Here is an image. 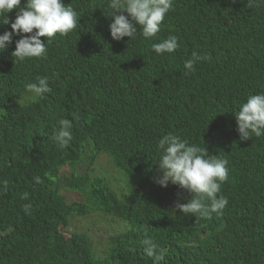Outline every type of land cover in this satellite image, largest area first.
Masks as SVG:
<instances>
[{
	"label": "trees",
	"instance_id": "16d2710c",
	"mask_svg": "<svg viewBox=\"0 0 264 264\" xmlns=\"http://www.w3.org/2000/svg\"><path fill=\"white\" fill-rule=\"evenodd\" d=\"M109 2L64 0L80 15L78 27L57 35L44 59L15 62L9 54L15 35L0 53V264H264V137L241 141L215 115L228 113L225 125L237 127L233 111L264 92V0H174L157 37L145 40L137 26L135 38L120 41L110 34ZM6 15L14 20L16 10ZM5 30L10 24L0 25V34ZM170 35L179 48L156 54L152 43ZM194 52L203 59L186 75L184 62ZM38 76L49 78L52 91L29 102L25 85ZM197 114L209 144L192 138ZM61 119L73 125L64 149L52 138ZM168 133L227 159L222 216L174 212L175 202H187L190 193L154 182L158 143ZM102 153L128 179L122 197L98 176L94 159ZM62 187H88L98 210L126 222L128 230L112 237L103 255L95 254L88 233L71 228V217L90 206L67 205ZM202 224L227 241L202 248L208 232ZM146 238L162 261L146 254Z\"/></svg>",
	"mask_w": 264,
	"mask_h": 264
},
{
	"label": "clouds",
	"instance_id": "9594fccd",
	"mask_svg": "<svg viewBox=\"0 0 264 264\" xmlns=\"http://www.w3.org/2000/svg\"><path fill=\"white\" fill-rule=\"evenodd\" d=\"M219 2L225 4L223 1ZM173 8L174 0H110L108 4L109 11L105 14L113 18L109 25L111 37L116 41L123 40L124 37L133 39L136 35L137 26H139L142 29L143 38L152 40L162 31L166 16ZM13 10H16L14 20L6 15L13 12ZM79 21L80 15L78 12L73 7L67 6L64 0H24L23 3L22 0H0V25L10 24L11 28V30H5L0 34V53L6 51L12 45L13 36L15 35L20 38L15 40V50L9 52V54L12 53L15 62L31 58L44 59L47 56L48 45L52 43L57 35L66 36L76 30ZM41 37H46V41L42 40ZM151 47L158 55L171 54L179 48L178 37L170 35L159 42L152 43ZM200 59L203 58L194 52L192 58L184 62L186 75L195 71V65ZM51 91L49 78L38 76L35 82L25 85L24 94L29 102H36ZM233 112L237 127L233 122L231 129L227 128L223 119V116L228 113L215 112L226 133L234 134L241 141H248L253 137H264V92L250 94L238 110ZM194 116L197 117V120L195 123L190 124V126L193 125L190 131L194 142L209 144L211 134L207 130L204 119L198 114ZM59 125V130L55 132L52 138L58 148L64 149L73 140L71 131L73 125L68 119H61ZM196 134H201L202 139L193 137ZM158 147L162 151L159 155V161L156 163L157 172L153 177L154 182L162 187H167L171 183L190 193L187 202H181V200L175 202L173 211L199 218H211L213 214L222 216L228 205L227 197L220 195L222 185L229 181L227 159L218 155H209L207 148L204 146L190 144L187 140L172 133L164 135L159 140ZM91 153L92 156L96 154L94 150H91ZM260 154L264 156V147ZM101 155L109 154L102 153ZM101 155L94 159L95 162ZM110 157L118 173L121 174L124 184L118 187L109 176L101 174L98 176L106 180L109 186L122 197L129 189L128 179L124 171L114 162L112 156ZM34 179L36 183H41L39 176ZM118 181L120 180L116 182ZM7 183V180L3 181L5 190ZM70 191L77 194V200L71 201V198L66 196V192ZM59 192L60 197L67 205L79 201L90 206L91 210L87 213L77 214L73 217H84L98 211L114 221L122 223V232L128 230V228L126 229V222L122 218L106 214L96 208L88 187L83 192L62 187ZM27 197L28 194L24 193L22 199ZM52 205L56 208L55 199H52ZM23 207L25 212L29 213L31 206L26 204ZM73 217H71V220ZM202 227L208 230V232H205L207 240L202 248L214 250L215 244L223 245L227 241L225 236L222 238L218 235L213 237L211 229L203 224ZM71 228L74 230L72 221ZM74 231L86 232L93 240L88 230ZM119 233L109 236L104 248L108 247L111 238ZM143 244L145 245L146 254L153 257L154 261L158 262L164 259L163 256L156 254V244L153 240L146 238ZM94 252L96 255L104 254L103 252H97L95 248Z\"/></svg>",
	"mask_w": 264,
	"mask_h": 264
},
{
	"label": "rangeland",
	"instance_id": "374dc122",
	"mask_svg": "<svg viewBox=\"0 0 264 264\" xmlns=\"http://www.w3.org/2000/svg\"><path fill=\"white\" fill-rule=\"evenodd\" d=\"M96 167L99 174L109 176L118 187L124 184L121 174L118 173L109 155L99 156ZM117 180L120 181L116 182ZM66 196L70 197L71 201L77 200V194L73 191L66 192ZM71 221L74 230H88L90 232L95 249L99 253L102 252L109 236L123 230L122 223L116 222L98 211L84 217H73Z\"/></svg>",
	"mask_w": 264,
	"mask_h": 264
}]
</instances>
